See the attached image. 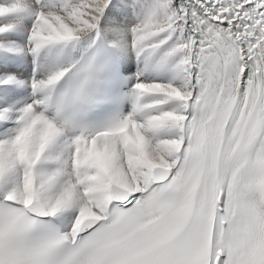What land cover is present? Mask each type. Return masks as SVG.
<instances>
[{"label": "snow or ice", "instance_id": "6c2138e0", "mask_svg": "<svg viewBox=\"0 0 264 264\" xmlns=\"http://www.w3.org/2000/svg\"><path fill=\"white\" fill-rule=\"evenodd\" d=\"M0 264H264V0H0Z\"/></svg>", "mask_w": 264, "mask_h": 264}]
</instances>
